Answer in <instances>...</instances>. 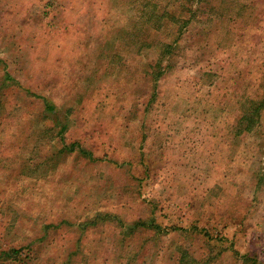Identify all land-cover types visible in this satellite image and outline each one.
Returning a JSON list of instances; mask_svg holds the SVG:
<instances>
[{"label":"rangeland","instance_id":"1","mask_svg":"<svg viewBox=\"0 0 264 264\" xmlns=\"http://www.w3.org/2000/svg\"><path fill=\"white\" fill-rule=\"evenodd\" d=\"M197 1L0 0V83L7 71L24 88L0 109V248L29 244L46 264H264V108L235 129L264 96V0Z\"/></svg>","mask_w":264,"mask_h":264},{"label":"trees","instance_id":"2","mask_svg":"<svg viewBox=\"0 0 264 264\" xmlns=\"http://www.w3.org/2000/svg\"><path fill=\"white\" fill-rule=\"evenodd\" d=\"M176 1V0H173ZM202 1V0H200ZM197 0H185V3L183 4L186 6L187 11H193V13L196 11L198 4ZM169 13V12H168ZM176 18L177 16L175 14H167V17L170 18V16ZM185 21H183V25H185ZM172 53V44H164V47L162 49V53ZM2 60H0L1 62ZM158 65H160L158 63ZM3 83H0V109L3 107V103L5 101V97L7 95V90H9L11 87H19L20 89H24L22 84L18 82L17 79H15L9 72H5L3 78H2ZM26 91L28 92L29 90L25 88ZM37 97H39L41 104H42V121H49L52 123V126H60L59 130L57 131V134L62 133V125H66L65 122L62 121L61 118V109L56 106L52 100L47 98L46 96H43L41 94H37ZM264 108V96L261 97L258 100L255 99H250L246 100L244 102V107L242 110L241 117L238 119L235 129L236 133H243V132H249L251 131L254 126L259 125L260 119L262 116V111ZM47 124L43 123L44 128L46 127ZM50 128V127H49ZM75 146H77L74 143H70L69 146H66L68 148V151H73L77 149ZM82 149V148H78ZM83 150V149H82ZM86 155H89L91 158L92 155L91 153H88ZM111 214L104 213L103 216L97 215V217L101 218L102 220H109V221H117V223L123 225V222L121 219L113 215V219L110 216ZM97 218V219H98ZM153 222V221H152ZM91 223L94 224L96 223V220L93 219L91 220ZM89 223V224H91ZM151 223V222H150ZM85 225H88L87 222L83 223L80 225V227H85ZM52 225H46L44 226V229H47L49 227H52ZM147 226V225H146ZM24 248L26 250H24ZM24 250V253L22 252ZM188 260H182L180 264H187ZM0 264H46L42 263L37 256L32 252V249L29 244H26V246L18 247V248H13V247H8V248H0Z\"/></svg>","mask_w":264,"mask_h":264}]
</instances>
